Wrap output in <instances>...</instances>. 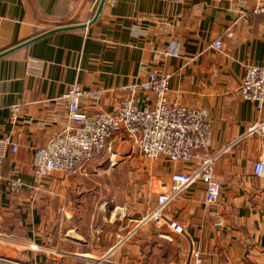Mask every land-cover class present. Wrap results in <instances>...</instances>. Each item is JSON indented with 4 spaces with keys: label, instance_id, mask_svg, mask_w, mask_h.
Listing matches in <instances>:
<instances>
[{
    "label": "crops",
    "instance_id": "crops-1",
    "mask_svg": "<svg viewBox=\"0 0 264 264\" xmlns=\"http://www.w3.org/2000/svg\"><path fill=\"white\" fill-rule=\"evenodd\" d=\"M258 5L264 0H105L92 23L0 56V138L18 145L2 162L0 264H264V172L254 173L255 161H264V134L244 136L264 119V102L239 91L246 65H264ZM96 9L94 0H0V52L52 28L87 23ZM173 43L177 54L162 56ZM154 70L169 74L170 101L206 109L210 150L225 147L213 166L217 200L207 203L196 181L167 206L181 232L139 222L160 182L190 164L164 155L147 161L124 132L110 145L131 152L108 169H97L109 162L106 152L40 184L31 167L36 147L66 122L60 96L71 85L100 91L97 101L80 104L86 113L112 111L132 82ZM136 98L153 102L142 90ZM13 104L19 109L12 120ZM13 166L21 180L16 191L8 187Z\"/></svg>",
    "mask_w": 264,
    "mask_h": 264
},
{
    "label": "built area",
    "instance_id": "built-area-1",
    "mask_svg": "<svg viewBox=\"0 0 264 264\" xmlns=\"http://www.w3.org/2000/svg\"><path fill=\"white\" fill-rule=\"evenodd\" d=\"M114 1L109 0L111 4ZM254 11H264V5L255 6ZM213 45L219 48L220 41H214ZM177 52V45L173 43L161 54L168 56ZM168 77L169 74L154 70L145 79L132 82L128 86L130 93L116 103L112 111L100 109L92 114L83 111L80 104L87 99L97 101L100 91L71 85L60 96L66 117L62 130L34 151L31 167L37 184L53 172L74 174L83 170L87 163L105 152L109 155L110 164H115L118 153L110 143L118 133L124 132L132 140L134 149L147 158L164 155L172 162L190 164L188 171L172 172L168 179L160 182L155 203L139 222V225L147 222L158 226L169 225L181 232V227L166 216L167 206L196 181L203 183L207 203L217 200L221 184L213 166L225 147L213 152L210 150L211 123L206 109L168 99ZM137 90L151 93L153 102L140 105L136 98ZM239 91L244 99L264 102V65H246ZM9 109L10 119L13 120L19 104L10 105ZM253 133L264 134V119L253 123L244 136ZM8 149L15 152L17 143L8 137L0 138V183L3 180L2 162ZM263 172L264 161L258 159L254 163V173L262 175ZM20 185L19 170L13 166L8 187L16 191ZM191 254L195 262L200 263L198 251H191Z\"/></svg>",
    "mask_w": 264,
    "mask_h": 264
},
{
    "label": "water",
    "instance_id": "water-1",
    "mask_svg": "<svg viewBox=\"0 0 264 264\" xmlns=\"http://www.w3.org/2000/svg\"><path fill=\"white\" fill-rule=\"evenodd\" d=\"M104 1L105 0H100L99 1L97 9L95 11V14L93 15V17L87 23H78V24H72V25H64V26H59V27H55V28L49 29V30H47V31H45L43 33H40V34H38V35H36L34 37H31V38H29V39H27L25 41H22V42L14 45L13 47H11V48H9L7 50L1 51L0 52V56L12 51L15 48L20 47L22 45H26V44H28V43H30V42H32V41H34V40H36V39H38V38H40L42 36H45V35H47L49 33H52V32H55V31H59V30H64V29H73V28L84 27L86 24L92 23L97 18L98 14H99V12H100V10L102 8V5H103Z\"/></svg>",
    "mask_w": 264,
    "mask_h": 264
},
{
    "label": "rangeland",
    "instance_id": "rangeland-1",
    "mask_svg": "<svg viewBox=\"0 0 264 264\" xmlns=\"http://www.w3.org/2000/svg\"><path fill=\"white\" fill-rule=\"evenodd\" d=\"M114 149V148H113ZM118 151L120 152V154H117L116 156H115V159L118 161V160H121L122 159V157L124 158L126 155H128L130 152H129V150L127 149V148H123V147H119L118 148ZM145 159L147 160V161H151V160H153V159H150V158H147V157H145ZM155 160V159H154ZM119 162V161H118ZM117 163H115V164H111V166H114V165H116ZM109 165H110V161L109 162H107L106 160L100 165V167H99V165H98V167H97V169L98 168H101V169H108V168H110L109 167ZM105 180L107 181V178H105ZM110 180H112V182H114L113 184H115V180H114V178H108V184H111V183H109V182H111ZM118 186H121V185H118ZM120 190V187L117 189V191H119ZM119 193H121V192H119ZM118 195V194H117ZM120 195V194H119Z\"/></svg>",
    "mask_w": 264,
    "mask_h": 264
},
{
    "label": "trees",
    "instance_id": "trees-1",
    "mask_svg": "<svg viewBox=\"0 0 264 264\" xmlns=\"http://www.w3.org/2000/svg\"><path fill=\"white\" fill-rule=\"evenodd\" d=\"M99 1H100V0H94V7H95V8H97Z\"/></svg>",
    "mask_w": 264,
    "mask_h": 264
}]
</instances>
